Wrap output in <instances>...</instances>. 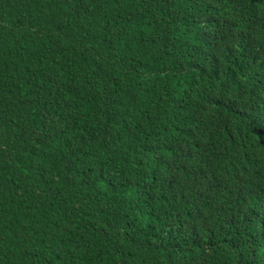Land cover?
<instances>
[{
    "label": "trees",
    "instance_id": "obj_1",
    "mask_svg": "<svg viewBox=\"0 0 264 264\" xmlns=\"http://www.w3.org/2000/svg\"><path fill=\"white\" fill-rule=\"evenodd\" d=\"M0 264H264V0H0Z\"/></svg>",
    "mask_w": 264,
    "mask_h": 264
},
{
    "label": "rangeland",
    "instance_id": "obj_2",
    "mask_svg": "<svg viewBox=\"0 0 264 264\" xmlns=\"http://www.w3.org/2000/svg\"><path fill=\"white\" fill-rule=\"evenodd\" d=\"M242 50H243V46H242Z\"/></svg>",
    "mask_w": 264,
    "mask_h": 264
}]
</instances>
